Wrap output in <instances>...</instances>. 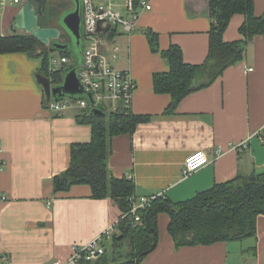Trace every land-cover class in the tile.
I'll return each instance as SVG.
<instances>
[{
	"label": "crops",
	"instance_id": "obj_1",
	"mask_svg": "<svg viewBox=\"0 0 264 264\" xmlns=\"http://www.w3.org/2000/svg\"><path fill=\"white\" fill-rule=\"evenodd\" d=\"M24 1L0 0V37L25 34L12 29ZM147 1L149 11L136 8L133 33L117 26L111 34L110 45L117 48L112 66L135 82L129 110L148 120L133 133L110 140L109 177L131 180L135 196L162 195L175 204L215 185L264 172V36L252 39L241 62L165 113L171 98L153 88V76L169 71L161 53L174 45L186 64L204 62L208 0ZM253 1L259 17L264 0ZM118 2H112L113 9L125 14L123 0ZM243 22L242 15H233L223 40H240ZM148 31L156 34L159 52L151 50ZM40 65L37 56L0 54V253L9 260L3 264L64 261L72 245L89 243L120 215L110 200L94 199L87 185L54 192L53 178L69 167L71 146L88 144L92 129L78 119L76 109L55 113L44 107L35 78ZM245 66L252 72H245ZM121 104H111L107 112ZM243 141L244 151L232 149ZM196 151L205 152L209 163L184 176V160ZM169 222L166 213L157 215V242L140 264H264V215L257 216L252 237L178 249Z\"/></svg>",
	"mask_w": 264,
	"mask_h": 264
},
{
	"label": "trees",
	"instance_id": "obj_2",
	"mask_svg": "<svg viewBox=\"0 0 264 264\" xmlns=\"http://www.w3.org/2000/svg\"><path fill=\"white\" fill-rule=\"evenodd\" d=\"M62 7L63 4H46L38 17L39 26H53L54 16ZM235 14L244 17L239 28L242 38L225 42L223 33ZM206 15L210 30L208 53L202 64H186L180 48L174 45L161 53L169 71L153 76V88L156 93L168 94L171 98L165 113L175 110L189 94L210 86L228 67L241 62L252 39L264 36V12L259 17L255 16L253 0H208ZM41 19L47 21V25L41 24ZM146 34L151 50L159 52L156 34L149 31ZM5 53L37 56L41 59L40 72L47 76L50 51L32 36L13 34L0 37V54ZM61 54L69 57L67 52ZM61 82L62 73H58L52 85L57 86ZM122 104L109 112L107 119L86 116L89 109L77 116L91 126V141L71 146L69 167L53 178L55 193L67 191L75 185H87L94 199L110 200L120 215L129 211L128 200L133 195L134 185L126 178L109 177V142L115 136L133 133L136 126L148 118L134 115ZM162 212L169 216L168 232L176 249L252 237L257 216L264 215V172L215 185L181 203L172 204L157 198L150 209L141 213L142 225H133L129 219L118 225V234L113 235L110 242V254L107 250L97 260H83L80 264H140L155 247L157 215ZM123 246L128 250L122 251Z\"/></svg>",
	"mask_w": 264,
	"mask_h": 264
},
{
	"label": "built area",
	"instance_id": "obj_3",
	"mask_svg": "<svg viewBox=\"0 0 264 264\" xmlns=\"http://www.w3.org/2000/svg\"><path fill=\"white\" fill-rule=\"evenodd\" d=\"M18 3V0H14ZM83 12V54L82 62L77 71V77L83 89L92 94L94 104L100 103L109 108L111 104L123 103L129 109L132 93L135 89V82L127 72L117 71L112 66L116 59L117 48L110 45L111 34L115 27L121 26L127 33L135 31V20L138 12L136 8L144 11L151 9L147 0H125L124 8L126 13L121 14L113 9L111 0H82ZM100 30H97L98 24ZM108 28L106 32L104 28ZM69 57L58 54L48 61L47 77L51 84L53 78L62 73L63 69L71 65ZM245 72H252V68L244 67ZM86 100H75L64 98L57 103H51L49 109L55 113L76 109L79 113L89 109ZM247 148V142L232 145V149L242 152ZM0 145V151H1ZM209 163V158L203 151H196L188 155L183 163L182 173L188 176L197 172ZM162 195L135 196L129 198L130 208L127 213L119 215L117 221L106 231L95 237L85 245H72L71 254L64 261H53L47 264H80L84 261H95L107 251L113 235L118 234V225L129 219L133 225H142L141 213L150 209L152 202ZM5 199V197H2ZM121 225V224H120ZM8 257L0 253V264L7 263Z\"/></svg>",
	"mask_w": 264,
	"mask_h": 264
},
{
	"label": "water",
	"instance_id": "obj_4",
	"mask_svg": "<svg viewBox=\"0 0 264 264\" xmlns=\"http://www.w3.org/2000/svg\"><path fill=\"white\" fill-rule=\"evenodd\" d=\"M71 6L62 11L55 19V26L41 27L38 24V17L42 14L45 0H25L21 4L14 21L12 23L13 31H20L35 38L39 43L49 49L51 53H64L69 50L73 43L77 47L83 40V12L82 0H67ZM98 24L97 30H100ZM108 28H104L106 32ZM65 34L68 42L63 43L62 35ZM73 56V63L65 67L62 71V82L60 85H52L49 78L40 71L36 72L35 78L43 91V105L48 108L51 103H57L64 98L75 100H86L90 108L86 116L106 117L107 109L103 104L93 106L92 94L85 91L77 77V71L82 62Z\"/></svg>",
	"mask_w": 264,
	"mask_h": 264
},
{
	"label": "rangeland",
	"instance_id": "obj_5",
	"mask_svg": "<svg viewBox=\"0 0 264 264\" xmlns=\"http://www.w3.org/2000/svg\"><path fill=\"white\" fill-rule=\"evenodd\" d=\"M45 1H46V4H50V5H62L63 4V6H69V4L67 2H65V0H45ZM112 2H114V3H117V2L118 3H122V0H112ZM122 6H124V0H123V5ZM125 13H126V11H125ZM47 23H48L47 21H44L43 19H41V24L47 25ZM53 26H55V21H54V25ZM83 47H84V42L82 40V43L80 44L79 47H77L76 44L73 43L72 46L69 48V50L66 51L72 62H73V56H76L78 58L77 60L80 59ZM58 54H59L58 52H53V53L50 52L49 56H48V59L50 60L52 57H57ZM108 112H111V110L109 109ZM107 116H108V114H107ZM107 116H106V119H107ZM107 250H108L109 254L112 251L111 250V246L109 244L107 245ZM125 250H128V247L126 248L125 246H123L122 251H125Z\"/></svg>",
	"mask_w": 264,
	"mask_h": 264
},
{
	"label": "flooded vegetation",
	"instance_id": "obj_6",
	"mask_svg": "<svg viewBox=\"0 0 264 264\" xmlns=\"http://www.w3.org/2000/svg\"><path fill=\"white\" fill-rule=\"evenodd\" d=\"M65 2H67V3L69 4V6H63V7L59 10L58 14H57L56 16H54V19H55V18H56V17H57L62 11H64L65 9L70 8L71 4H70L67 0H65ZM53 25H54V21H53ZM62 36L64 37V39L61 37L62 42H63V43L68 42V38H67V36H66L65 34H63Z\"/></svg>",
	"mask_w": 264,
	"mask_h": 264
}]
</instances>
